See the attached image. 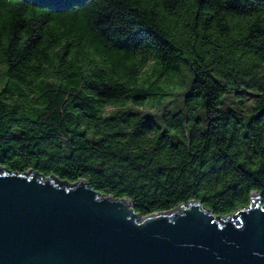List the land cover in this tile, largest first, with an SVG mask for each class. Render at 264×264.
<instances>
[{
  "label": "trees",
  "instance_id": "trees-1",
  "mask_svg": "<svg viewBox=\"0 0 264 264\" xmlns=\"http://www.w3.org/2000/svg\"><path fill=\"white\" fill-rule=\"evenodd\" d=\"M177 90L160 122L129 108ZM0 168L144 217L264 202V0H0Z\"/></svg>",
  "mask_w": 264,
  "mask_h": 264
},
{
  "label": "water",
  "instance_id": "water-1",
  "mask_svg": "<svg viewBox=\"0 0 264 264\" xmlns=\"http://www.w3.org/2000/svg\"><path fill=\"white\" fill-rule=\"evenodd\" d=\"M0 264H264V202L217 215L191 201L142 216L129 198L0 168Z\"/></svg>",
  "mask_w": 264,
  "mask_h": 264
},
{
  "label": "rangeland",
  "instance_id": "rangeland-1",
  "mask_svg": "<svg viewBox=\"0 0 264 264\" xmlns=\"http://www.w3.org/2000/svg\"><path fill=\"white\" fill-rule=\"evenodd\" d=\"M168 90V87L166 88ZM169 91V90H168ZM182 92L177 90L173 97H168L164 100L160 105L156 103H148L143 109L138 107L129 106V108L134 110L141 111L144 115L150 116L154 118L156 121H161L162 112L165 109H170L173 107L174 103L177 101V106L179 108L182 107L180 94ZM225 106L227 108H232L238 112H243L244 114H251L254 107V98L249 94L242 95L241 98H237L236 96L229 95L226 99ZM112 109H109V111Z\"/></svg>",
  "mask_w": 264,
  "mask_h": 264
}]
</instances>
